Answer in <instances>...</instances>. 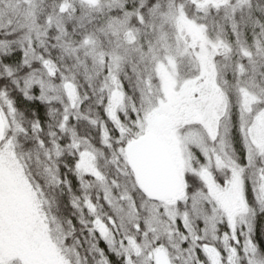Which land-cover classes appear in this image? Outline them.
Masks as SVG:
<instances>
[{
	"label": "trees",
	"instance_id": "1",
	"mask_svg": "<svg viewBox=\"0 0 264 264\" xmlns=\"http://www.w3.org/2000/svg\"><path fill=\"white\" fill-rule=\"evenodd\" d=\"M128 12L131 15H125ZM117 17L123 23H117ZM183 21L203 30L208 41L205 48L202 44L205 61L194 57L197 48L186 54L182 51L186 42L178 33L182 31L178 24ZM114 50L121 56L119 61L111 55ZM168 55L176 60L179 83H184L178 99L189 108L202 103L210 93L220 94L224 81L231 85L234 78L246 77L264 85V0H143V6L141 0H0L1 146L7 141L35 196V209L43 217L50 239L57 243V254L71 264H96L99 259L90 251L95 237L89 232L97 217L113 231L132 229L127 216L129 193L135 194L138 204L147 205L137 214L138 220L155 218L157 234L169 245L163 253L169 264L172 255L177 257L175 264L189 261L188 252H178L171 245L179 242L187 249L183 237L190 238L193 233L200 237L212 264H225V260L243 264L245 237L239 232L246 231L249 224L255 229L252 239L260 246L257 255L264 254V213L258 212L254 219L246 213L226 225L211 190L200 178L207 170L220 184L224 173L231 171V157L238 155L239 149L235 135L225 145L209 136L224 152L216 162L230 169L217 170L191 135L187 167L179 173L175 146L163 133L186 110L167 111V126L152 130L180 177L179 193L160 201L136 191L139 186L126 149L135 138L147 134L145 119L154 113L160 98L158 66ZM45 59L49 60L47 66ZM56 89L63 93L60 99L54 98ZM65 105L72 111L79 105L81 112L69 117L68 124L75 126L71 131L61 130L49 112L50 108L64 112ZM222 115L217 117L219 129ZM230 126L235 127V120ZM202 143L204 147V140ZM91 169L104 180H98ZM41 172L46 173V181L40 179ZM189 176L196 178L193 187L202 183L207 188L192 204L187 192ZM260 183L264 182L257 183L256 194ZM248 195L249 203L256 207L251 185ZM73 198L79 207L73 206ZM87 202L94 204V211L87 208ZM113 216L115 226L109 219ZM228 225L237 230L239 242L231 239L230 233L225 242ZM66 247H74L75 252L65 251ZM233 248L240 250L239 254ZM112 264H119V259L113 257Z\"/></svg>",
	"mask_w": 264,
	"mask_h": 264
},
{
	"label": "rangeland",
	"instance_id": "2",
	"mask_svg": "<svg viewBox=\"0 0 264 264\" xmlns=\"http://www.w3.org/2000/svg\"><path fill=\"white\" fill-rule=\"evenodd\" d=\"M178 25H182V31L178 30V33L181 39L186 42L182 51L185 49L186 54L189 50L197 48L199 50L194 57L205 61L207 54L202 44L204 43L205 48L208 41L203 30L193 27L191 23L189 24L186 21ZM158 73L161 84L157 93L159 92L160 98H158L154 113L145 119L144 131L152 133L153 129L156 130L154 119L165 116L164 113L167 111L174 109L176 111L186 110L180 114L181 118L184 117L183 119L179 117L180 120L166 127L169 122L168 119V122L163 126V128L166 127L163 133L164 137H167L175 146L174 151L177 156L179 173L184 172L187 167L188 144L192 139L191 135L196 142L195 145L200 151L202 150L201 153L208 162L212 161L217 170L222 169L224 165L216 162V159L219 160L220 158L221 161V156L223 157L222 146L217 140L209 139V136H213L208 131L209 127L218 129L217 117L223 112L221 95L215 93V96L210 93L209 98L201 100L202 103H197L194 107L189 108L188 105H182L178 99L179 94L184 90L182 87L184 83H179L176 60L169 55L161 60ZM117 96L118 93L114 97L115 101H117ZM186 121H190V126L186 124ZM193 126L198 127L202 132H197L195 127L196 132L191 131L194 129ZM257 132L258 135L264 136V126L259 127ZM218 136H215V138L218 139ZM203 140L204 147L203 143L200 144ZM2 146L0 148V264L17 260L21 261L22 264H62L64 260L57 254V243L50 239L43 217L35 209V196L25 183L26 181L14 162L7 141ZM224 169L230 168L224 167ZM200 178L201 182H205L206 187L211 190L216 209L225 220L229 221V224H234L233 222L237 217L246 214L243 211L246 205L241 199L239 187H234L230 183H225L223 186L221 183H215L212 175L208 174L207 170ZM229 213H231L230 219Z\"/></svg>",
	"mask_w": 264,
	"mask_h": 264
},
{
	"label": "snow or ice",
	"instance_id": "3",
	"mask_svg": "<svg viewBox=\"0 0 264 264\" xmlns=\"http://www.w3.org/2000/svg\"><path fill=\"white\" fill-rule=\"evenodd\" d=\"M141 6H143V0H141ZM125 15H131V12L125 13ZM137 15H140V13L137 12ZM114 19L117 23H123L119 17ZM142 19L143 17L141 16ZM84 43L87 44L88 41L85 40ZM111 55L117 61L121 59L119 52L116 50ZM103 60L104 53H101V63H103ZM43 63L47 66L49 65V60L45 59ZM239 72H244L243 66H240ZM220 95L223 110L221 119L222 129L209 127L208 131L212 136H217L218 132L220 133L218 138L221 145L228 144L233 135L236 136L239 142L238 155L231 157V171L224 173V179L220 183L222 186L225 183H230L234 187H239L241 199L247 205L246 208H243V211L249 213L254 219L258 212L264 213V183H260V193L256 194L257 183L264 182V136L258 135L257 132L259 127L264 126V85L256 84L246 77L243 79L234 78L231 85L227 81L221 82ZM109 114L111 113L109 112ZM233 120H235L234 128L230 126V122ZM232 151L236 152L237 149L233 148ZM91 171L94 172L98 180H104V177L98 171H95V169H91ZM188 180L190 184L187 192L189 204H192L194 198L207 192V188L202 183L193 187L196 184V178L193 176H189ZM82 183L85 188L88 187L87 183ZM249 185H251L252 193L256 199V207H253L249 203ZM136 191L140 192L142 190L137 188ZM128 196L131 200V205L127 216L129 223L133 224L130 231H113L99 217L94 221L95 227L89 229V232L95 237L90 251L99 257L96 264H112L113 257L119 259V264H160L164 249L169 247V245L162 243L157 234V228L153 226L155 218L151 220H138L137 214L146 208L147 205L143 202L138 204L134 193H129ZM87 199L85 197L86 201ZM72 203L74 207H79V201L76 198H73ZM87 208L94 211L95 206L91 202H87ZM213 210H215L214 207ZM117 212H119V209H117ZM230 218L231 213H229ZM109 219L112 221L113 226H115L116 216L110 217ZM224 223L227 225L228 221L225 220ZM187 231L188 229L186 228L185 232L187 233ZM254 231V227L249 224L246 231L241 230L239 232V235L245 237L244 247L242 249L245 254L243 264H264V254L257 255L260 246L256 245L252 239V233ZM229 233L231 234V239L239 242L237 230L231 227V225H228V232L224 236L226 243L230 238ZM199 240L200 237L193 233L190 238L187 235L183 237V243L188 244L187 249L182 248L179 242L171 245V247L178 252H188L189 261H186L185 264H212L208 259L203 244ZM63 242L67 246V240L64 239ZM68 250L75 252L74 247L71 249L66 247L65 251ZM232 251L239 254L240 250L233 248ZM169 259L172 261V264H175L177 257L172 255ZM62 264H71V262L64 260ZM225 264H227L226 260Z\"/></svg>",
	"mask_w": 264,
	"mask_h": 264
},
{
	"label": "water",
	"instance_id": "4",
	"mask_svg": "<svg viewBox=\"0 0 264 264\" xmlns=\"http://www.w3.org/2000/svg\"><path fill=\"white\" fill-rule=\"evenodd\" d=\"M160 121L162 122L160 124ZM157 129L168 122L165 117L154 119ZM4 136V123L0 112V144ZM127 161L142 192L154 200L173 198L180 188L179 177L165 149L152 134L143 135L131 142L126 151ZM164 254L160 264H165Z\"/></svg>",
	"mask_w": 264,
	"mask_h": 264
},
{
	"label": "clouds",
	"instance_id": "5",
	"mask_svg": "<svg viewBox=\"0 0 264 264\" xmlns=\"http://www.w3.org/2000/svg\"><path fill=\"white\" fill-rule=\"evenodd\" d=\"M55 91H56V95L54 98L60 99L61 96L63 95L62 91L60 89H56ZM49 112L52 113V115L54 117V121L58 122L59 128L61 130H65L67 128L68 131H71L75 127L74 125L68 124L69 117L81 115L79 105L76 106L75 111L70 110L67 107V105H65V111L64 112H61L59 109H53V108H50ZM39 175H40L41 180L46 181V179H47L46 173L41 172V173H39Z\"/></svg>",
	"mask_w": 264,
	"mask_h": 264
}]
</instances>
